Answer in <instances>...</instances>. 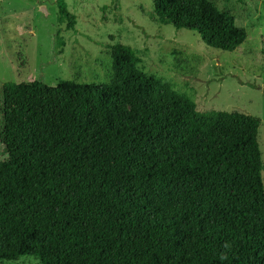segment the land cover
I'll list each match as a JSON object with an SVG mask.
<instances>
[{
    "label": "trees",
    "instance_id": "1",
    "mask_svg": "<svg viewBox=\"0 0 264 264\" xmlns=\"http://www.w3.org/2000/svg\"><path fill=\"white\" fill-rule=\"evenodd\" d=\"M152 5L210 48L234 51L247 37L211 0ZM106 47L108 81L1 86L0 260L264 264L259 118L199 111L129 45Z\"/></svg>",
    "mask_w": 264,
    "mask_h": 264
},
{
    "label": "rangeland",
    "instance_id": "2",
    "mask_svg": "<svg viewBox=\"0 0 264 264\" xmlns=\"http://www.w3.org/2000/svg\"><path fill=\"white\" fill-rule=\"evenodd\" d=\"M64 1L75 16L73 29L65 28L56 0H0V151L4 83L108 81L112 69L106 46L123 43L136 52L144 72L171 83L197 110L259 118L264 164V0H211L247 32L234 51L210 48L197 33L158 18L152 0ZM261 175L264 187V170ZM0 264L40 263L24 256Z\"/></svg>",
    "mask_w": 264,
    "mask_h": 264
},
{
    "label": "water",
    "instance_id": "3",
    "mask_svg": "<svg viewBox=\"0 0 264 264\" xmlns=\"http://www.w3.org/2000/svg\"><path fill=\"white\" fill-rule=\"evenodd\" d=\"M40 10L43 11L44 13H46V9L44 6H40Z\"/></svg>",
    "mask_w": 264,
    "mask_h": 264
}]
</instances>
